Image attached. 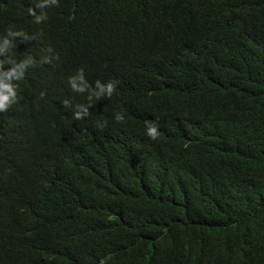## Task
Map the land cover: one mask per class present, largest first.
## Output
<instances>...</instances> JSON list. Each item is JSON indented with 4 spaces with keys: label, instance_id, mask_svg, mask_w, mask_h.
Instances as JSON below:
<instances>
[{
    "label": "trees",
    "instance_id": "16d2710c",
    "mask_svg": "<svg viewBox=\"0 0 264 264\" xmlns=\"http://www.w3.org/2000/svg\"><path fill=\"white\" fill-rule=\"evenodd\" d=\"M51 1L0 0V264H264V0Z\"/></svg>",
    "mask_w": 264,
    "mask_h": 264
},
{
    "label": "clouds",
    "instance_id": "9594fccd",
    "mask_svg": "<svg viewBox=\"0 0 264 264\" xmlns=\"http://www.w3.org/2000/svg\"><path fill=\"white\" fill-rule=\"evenodd\" d=\"M51 2L55 5L58 3V0H52ZM38 6L42 8L43 4H40ZM28 12L30 15L35 16V20L37 23H39L40 20L43 18L42 16H37L32 8H29ZM24 35L25 34L20 31H16V32L10 31L8 33V37H24ZM11 47L12 45H10L8 38H4L0 40V54H3V52L8 51ZM143 68L144 67L142 65H136L135 71H140ZM22 74H23L22 66H17L16 68L9 69L6 72L0 71V113H3L5 109L8 108L9 104L13 102L16 98L15 86L12 85L9 81H11L12 79H17V80L22 79ZM73 87L75 88V84H73ZM112 93H113L112 85L108 84L107 88L104 90V94L107 96H111ZM97 95H99V93ZM86 111L87 110L83 108V106L78 105L77 111L74 113V118L79 120L82 115L86 114ZM120 118L121 117L117 116V119ZM195 123L198 127L206 128V129H214L220 126L218 124H212L208 122L206 119H200ZM189 130L190 132L192 131L191 126ZM147 133L153 139H156L157 136L159 135L156 128L152 125H148ZM98 135L101 140L102 146H109V147H113V146L123 147L131 139V134L126 130H122L120 132L115 130L112 131L106 130L105 132H102L101 134ZM136 139L144 140L142 135L140 138H136ZM85 161H87V159H83L80 161L78 167V175H80L79 171L80 170L82 171L80 167H83L82 163H84Z\"/></svg>",
    "mask_w": 264,
    "mask_h": 264
}]
</instances>
